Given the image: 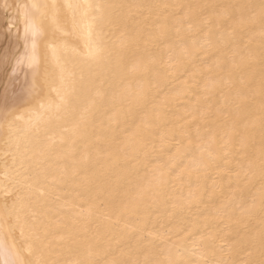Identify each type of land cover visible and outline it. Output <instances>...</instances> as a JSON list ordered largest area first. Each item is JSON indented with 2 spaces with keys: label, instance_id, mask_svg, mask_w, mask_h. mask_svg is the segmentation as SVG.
Returning a JSON list of instances; mask_svg holds the SVG:
<instances>
[{
  "label": "bare ground",
  "instance_id": "6f19581e",
  "mask_svg": "<svg viewBox=\"0 0 264 264\" xmlns=\"http://www.w3.org/2000/svg\"><path fill=\"white\" fill-rule=\"evenodd\" d=\"M264 264V0H0V264Z\"/></svg>",
  "mask_w": 264,
  "mask_h": 264
},
{
  "label": "snow or ice",
  "instance_id": "6c2138e0",
  "mask_svg": "<svg viewBox=\"0 0 264 264\" xmlns=\"http://www.w3.org/2000/svg\"><path fill=\"white\" fill-rule=\"evenodd\" d=\"M18 264H26V262L23 260H20V261H18Z\"/></svg>",
  "mask_w": 264,
  "mask_h": 264
}]
</instances>
